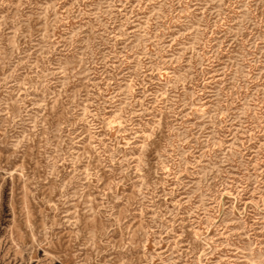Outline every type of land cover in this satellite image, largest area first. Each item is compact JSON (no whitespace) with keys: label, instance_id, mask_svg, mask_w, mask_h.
<instances>
[{"label":"rangeland","instance_id":"obj_1","mask_svg":"<svg viewBox=\"0 0 264 264\" xmlns=\"http://www.w3.org/2000/svg\"><path fill=\"white\" fill-rule=\"evenodd\" d=\"M0 264H264V0H0Z\"/></svg>","mask_w":264,"mask_h":264}]
</instances>
